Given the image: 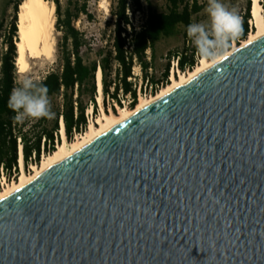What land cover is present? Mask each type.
I'll return each instance as SVG.
<instances>
[{
    "label": "water",
    "instance_id": "95a60500",
    "mask_svg": "<svg viewBox=\"0 0 264 264\" xmlns=\"http://www.w3.org/2000/svg\"><path fill=\"white\" fill-rule=\"evenodd\" d=\"M0 264H264V39L2 201Z\"/></svg>",
    "mask_w": 264,
    "mask_h": 264
},
{
    "label": "trees",
    "instance_id": "16d2710c",
    "mask_svg": "<svg viewBox=\"0 0 264 264\" xmlns=\"http://www.w3.org/2000/svg\"><path fill=\"white\" fill-rule=\"evenodd\" d=\"M22 0H14V15L9 31L5 35L0 33V191L3 179L11 181L20 174L19 147H22L24 168L29 165H39L42 154L52 153L60 142V120L63 119L65 136L71 141L75 134L87 130L89 120L86 112L93 108L98 110L96 74L102 71V88L104 99L111 97L118 106H122L121 96L131 98L130 108L138 103L139 87L134 68L140 67L141 85L143 93L148 86L153 95L157 86L169 83L170 63L161 76L157 78L149 73L156 58L157 45L164 39L175 36L179 26L193 23V17L198 15L205 4L200 0H166V12L155 10L151 4L144 7L142 0H116L111 7L113 29L106 44L91 43L85 32L76 23L81 14L88 21H93L87 5L80 8H66L61 10L60 0H53L56 4V29L61 33L59 40L58 59L60 67L48 72L41 80L35 82L48 90V97H60L61 105L55 109V118L50 126L47 119L17 122L15 113L8 107L12 90L18 86L19 72L17 59V10ZM133 6V12L143 13L145 19L140 27H136L130 15L128 6ZM251 0L241 15V33L239 40H245L250 32ZM3 23L0 24V31ZM196 46L192 49L184 48L179 59L182 72L187 66L195 65ZM147 52H150L148 60ZM92 54L95 59L91 62L86 56ZM113 78H111V76ZM115 113V108L112 106ZM20 138L21 142L18 143Z\"/></svg>",
    "mask_w": 264,
    "mask_h": 264
},
{
    "label": "bare ground",
    "instance_id": "6f19581e",
    "mask_svg": "<svg viewBox=\"0 0 264 264\" xmlns=\"http://www.w3.org/2000/svg\"><path fill=\"white\" fill-rule=\"evenodd\" d=\"M261 0H251V23L253 31L242 43L228 48L227 51L216 59L200 57L198 64L188 72H173L169 83L162 87L155 95L139 99L135 108L121 107L118 113L110 110L108 113L103 105L102 71L99 69L96 74L97 101L100 104L101 115L90 123L88 129L78 136L74 141L67 142L64 130L63 119L60 121V133L63 141L59 142L56 149L44 155L39 166L32 165L31 172L24 171L22 147H19V166L21 173L17 180L7 183L0 191V203L13 194L41 177L53 167L63 163L73 155L79 153L92 142L103 137L105 134L144 110L145 108L159 102L168 95L174 93L181 87L195 80L197 77L215 67L229 57L239 53L243 49L264 39V7ZM106 11L109 10L106 0L100 6ZM17 59L16 66L19 73H25L30 69L29 60L51 59L56 48V4L49 0H22L17 10ZM88 110H91L89 108Z\"/></svg>",
    "mask_w": 264,
    "mask_h": 264
},
{
    "label": "rangeland",
    "instance_id": "374dc122",
    "mask_svg": "<svg viewBox=\"0 0 264 264\" xmlns=\"http://www.w3.org/2000/svg\"><path fill=\"white\" fill-rule=\"evenodd\" d=\"M49 1L53 2V0H49ZM103 1L104 0H60L62 11H64L68 7L71 9H77L80 8L83 4L87 5V8L90 11V13L94 15L93 21L91 22L88 21L86 16L84 14H81L76 25L81 31L86 33L92 44L100 41L103 42V44H106L107 40L109 39L108 36L111 34V31L113 29L112 24L109 23V21L111 20L110 11L113 3L116 0H106L107 5L109 7L108 11L100 7ZM13 2L14 0H0V24L3 23V27L0 31L1 35H5L8 33L10 24L12 23V19L14 15ZM200 2L204 3L206 6L198 15L193 17V23H203L205 27L210 30L211 22L208 13L206 11V9L208 8V0H200ZM220 2L224 4L229 11L235 10L236 15L241 20V15L244 13L247 6V0H220ZM142 3L145 8H147L148 4H151L152 7L159 12H166L168 9L166 0H142ZM260 3L261 6L263 4L264 7V0H261ZM128 14L130 15V18L132 19L136 27H140L145 19L143 13L133 12L132 5L128 6ZM56 20H57V13H56ZM56 37H57V42H56L54 56L51 59H45V58L37 59V60L30 59L29 60L30 69L25 73H19V80L22 78H30L33 81L41 80L48 72L56 70L60 67L59 59H58V54H59L58 49H59V40L61 37V33L57 31V29H56ZM192 47H195V45L192 42L191 38L188 36L187 29L184 26H179L178 32L175 36L164 38L158 43L156 58L155 61L153 62V66L151 70H149V73L150 74L153 73L157 78H161L166 68V65L170 63L169 62L170 55L178 51L181 52L184 48L192 49ZM94 59L95 57L92 54L86 56V60L88 62H91ZM134 73L135 76L138 77L137 82H138V87L140 88L141 79H139V77L141 76V71L139 70L138 66L134 68ZM113 76L114 75H112L111 78H113ZM149 90L150 87L148 86L147 90L145 91L148 94V96H149ZM49 100L53 112L55 111V109H57V107H60L61 105L60 97H52L49 98ZM121 100L124 101L126 105L130 100V98L121 96ZM103 105L108 113L110 112V110H112V106L115 108V113H118L121 107L125 108L124 105H122L121 107L118 106L114 101H112L111 97H107L104 99V96H103ZM100 109L101 107L100 104L98 103V110L95 113L92 108L91 110H88L86 112L89 120V125L90 123L96 121V119L101 115ZM24 121H28V123H30L35 120L25 119ZM51 122L52 120L47 119V124L49 126ZM78 136L79 135H75L71 141H68L67 139L66 140L67 142H72ZM62 141L63 138H62V134L60 133V142ZM43 157L44 156L41 157V161ZM32 165L34 164L29 165L28 170L24 168V171L30 173L31 172L30 168ZM18 177L14 180H17ZM14 180L6 181L3 179L2 187L7 186L9 183L13 182Z\"/></svg>",
    "mask_w": 264,
    "mask_h": 264
},
{
    "label": "clouds",
    "instance_id": "9594fccd",
    "mask_svg": "<svg viewBox=\"0 0 264 264\" xmlns=\"http://www.w3.org/2000/svg\"><path fill=\"white\" fill-rule=\"evenodd\" d=\"M206 11L211 22L210 30L203 23H192L187 32L201 56L216 59L227 51L230 41L239 37L241 20L235 10L229 11L220 0H208ZM17 83L8 101L17 122L55 118L46 87L30 78H22Z\"/></svg>",
    "mask_w": 264,
    "mask_h": 264
},
{
    "label": "built area",
    "instance_id": "2783aa9c",
    "mask_svg": "<svg viewBox=\"0 0 264 264\" xmlns=\"http://www.w3.org/2000/svg\"><path fill=\"white\" fill-rule=\"evenodd\" d=\"M252 31H253V25H252L251 20H250V32H249V33H251ZM248 35H249V34H248ZM242 41H243V40H239L238 38L235 39V40H232V41L229 42L228 48H231V47L234 46V45L240 44V43H242ZM228 48H227V49H228ZM147 55H148V60H150V52H147ZM180 55H181V52L178 51V52L172 53V54L170 55V57H169V62H170V64H171V66H170V75H169V77H168L169 81H170L171 76L173 75V72H174V71H176L177 74H179L180 72H182V71L180 70V68H179V59H180ZM194 56H195V65L192 66V67L187 66V67H186V70H185L183 73L192 70V69L198 64V62H199V58H200V57H203V56H201V54L199 53V51H198L197 49H196V51H195ZM138 68H139V70H140V67H138ZM149 70H151V68H150ZM162 87H163V85H161V87L157 86V91H156V93H157ZM156 93H155V94H156ZM138 95H139L138 100L141 98V96L148 97V94H147L146 92L142 93V92L140 91V88H139V94H138ZM151 95H153V93H152V90L150 89V90H149V96H151ZM127 98H128V97H127ZM131 102H132V100H131V98H130V100L128 101V103H127L126 105H125L124 101H122V104H123L125 107L130 108V104H131ZM81 134H82V133L75 134V135H79V136H81ZM20 142H21V140H20V138H19V139H18V143L20 144ZM44 155H45V153L42 154V156H44Z\"/></svg>",
    "mask_w": 264,
    "mask_h": 264
}]
</instances>
